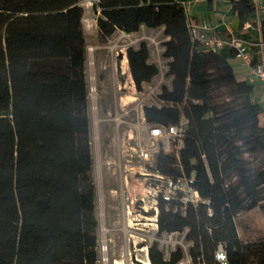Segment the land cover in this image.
Returning <instances> with one entry per match:
<instances>
[{"label":"trees","instance_id":"16d2710c","mask_svg":"<svg viewBox=\"0 0 264 264\" xmlns=\"http://www.w3.org/2000/svg\"><path fill=\"white\" fill-rule=\"evenodd\" d=\"M183 0H94L102 41L116 31L162 28L167 69L159 105L142 106L146 122L171 124L184 113L179 159L194 171L207 200L184 212L159 203L157 234L184 232L189 243L167 257L157 242L149 264H264V235L242 239L235 217L258 208L264 217V113L238 78L230 49L203 52L191 40ZM227 1L241 26L251 0ZM80 0H0V264H96V187L92 174L86 52ZM137 91L159 74L145 41L125 48ZM118 54V59L120 58ZM101 77V76H100ZM196 100V102H193ZM175 156L156 167L176 175ZM210 209V214L208 213Z\"/></svg>","mask_w":264,"mask_h":264},{"label":"rangeland","instance_id":"374dc122","mask_svg":"<svg viewBox=\"0 0 264 264\" xmlns=\"http://www.w3.org/2000/svg\"><path fill=\"white\" fill-rule=\"evenodd\" d=\"M93 2L94 0H80L83 7L81 45L86 52L85 73L86 78L93 77L92 80L87 79V83L92 89L88 94V114L93 157L92 174L96 187L95 215L98 219L96 264H135V256L147 262L145 252L137 247L141 244L149 246L153 242H157L165 257L176 246L186 252L189 243L184 239V232L159 235L151 231H141L136 228L141 225L131 224L133 215L126 212L125 205L127 198L136 189L135 181L126 175L128 184H124L125 173L119 171L117 159L118 145L129 131V127L121 121H136L133 109L128 115H123V110H129L139 103L157 101L155 94L158 88L162 84L169 85V79L159 72L149 84L143 85L142 92L139 93L129 84H124V77L119 72L117 54L121 55L128 46H137L140 41H145L149 47L150 61L154 62L157 54L162 52L161 44L166 38L161 27L150 29L142 26L136 33L116 31L102 41L95 24L99 10L94 7ZM217 5L222 6L221 3ZM89 47L92 48L90 52ZM234 60L230 59L233 65ZM87 61L91 62L88 67ZM160 62L162 65V61ZM250 88L251 98L259 99L264 105L261 96L256 98L260 89L257 84H250ZM124 102L127 104L123 105ZM235 225L242 239H255L264 235V217L258 208L238 214Z\"/></svg>","mask_w":264,"mask_h":264},{"label":"built area","instance_id":"2783aa9c","mask_svg":"<svg viewBox=\"0 0 264 264\" xmlns=\"http://www.w3.org/2000/svg\"><path fill=\"white\" fill-rule=\"evenodd\" d=\"M204 2L205 0L182 1L191 40L203 52H219L226 48L230 49L234 58L244 67L241 79L249 84L261 83L264 100V0H251L252 19L245 21L237 33L231 32L227 35L218 34L206 19L197 21L193 18L192 11ZM118 60L119 72L124 77V84H129L136 90L125 52ZM160 61H162V65ZM154 62L158 65L159 72L163 76L167 69L165 60L157 54ZM90 65L91 62L87 61V67ZM87 79L92 80L93 77L88 76ZM89 91L91 93L92 89L88 87V94ZM141 92L139 91V93ZM158 92L159 88L155 94L156 99ZM160 103L162 102L157 99L152 103H139L129 110H123V115H128L129 111L133 109L136 121H121L129 127V131L117 148L118 169L125 173L123 182L127 186L126 175H129L134 179V188L137 189H134L130 198H127L125 205L126 212L133 215L130 222L132 225H141L136 227L141 231L153 233H157L158 230L157 215L160 202L164 203L166 209L173 212H184L185 206L188 204L196 207L200 202L208 203L207 200L200 197L194 184V171L185 172L179 159V151L183 147L184 130L188 124L184 113L179 115L177 122L171 124L148 123L143 117V105H159ZM126 104L127 102H124L123 105ZM158 154L174 155V166L177 167L178 174L162 173L156 167ZM208 213L210 214V209H208ZM137 249L145 252L147 262L135 256L133 258L135 264H149L148 245L141 244ZM214 256L220 264H226L225 253L221 245H218ZM179 264H190V259L186 256Z\"/></svg>","mask_w":264,"mask_h":264},{"label":"crops","instance_id":"0c3cea01","mask_svg":"<svg viewBox=\"0 0 264 264\" xmlns=\"http://www.w3.org/2000/svg\"><path fill=\"white\" fill-rule=\"evenodd\" d=\"M217 3H221L222 6H218ZM228 9L229 3L227 1H213L209 8L205 5V3H202L192 11V15L197 21L206 19L218 34L227 35L231 32L237 33L240 29L238 19L234 15L227 14ZM234 62L235 65L230 62L233 66L234 72L238 78H242L241 76L244 72V67L239 64L237 59H235ZM255 83L257 84V87L260 88L256 93V98L257 96H261L263 99V89L261 83ZM254 100L260 102L259 99Z\"/></svg>","mask_w":264,"mask_h":264},{"label":"bare ground","instance_id":"6f19581e","mask_svg":"<svg viewBox=\"0 0 264 264\" xmlns=\"http://www.w3.org/2000/svg\"><path fill=\"white\" fill-rule=\"evenodd\" d=\"M88 50L90 51V50H92V48H91V47H89V48H88ZM131 99H134V98H132V97H131Z\"/></svg>","mask_w":264,"mask_h":264}]
</instances>
